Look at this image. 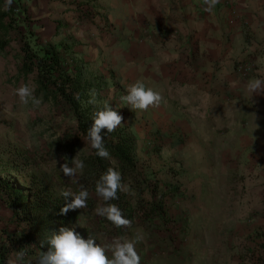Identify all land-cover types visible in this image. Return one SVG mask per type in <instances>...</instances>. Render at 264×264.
Instances as JSON below:
<instances>
[{
    "label": "rangeland",
    "instance_id": "1",
    "mask_svg": "<svg viewBox=\"0 0 264 264\" xmlns=\"http://www.w3.org/2000/svg\"><path fill=\"white\" fill-rule=\"evenodd\" d=\"M17 6L13 14L22 17L40 43L69 47L87 78L101 82L98 106L109 104L122 117L116 128L128 129L135 138L143 178L160 196L166 194V187L173 191L159 199L163 216L155 215L150 223L136 218L124 239L134 242L140 264H257L264 244V91L249 93L247 83L257 78L264 81V74L249 78L252 64H241V79H235L238 89L219 96L211 80V110L202 122L206 131L201 137L199 127H193L187 144L200 158L184 157L185 142H175L174 129L155 120L153 110L127 105L123 98L129 88L117 77L122 72L115 73L106 57L93 59L106 44L94 46L90 30L107 23L90 1L19 0ZM98 34L101 39L105 35L100 29ZM16 49L13 41L0 54V180H10L20 188L32 179L40 180L60 196L53 178L61 161L46 156L47 146L72 125L46 104L20 103L16 89L27 85L34 96L35 87L32 77H18ZM114 49L109 48L110 59ZM233 82L221 80L225 87ZM222 99L225 108L218 105ZM142 196L150 199L149 192ZM129 199L134 204L137 195L130 192ZM8 211L0 198V244L5 230L13 232L7 225ZM78 213V233L95 239L111 258L113 242L104 240L80 209ZM31 260L26 255L18 259L11 252L6 264Z\"/></svg>",
    "mask_w": 264,
    "mask_h": 264
},
{
    "label": "trees",
    "instance_id": "2",
    "mask_svg": "<svg viewBox=\"0 0 264 264\" xmlns=\"http://www.w3.org/2000/svg\"><path fill=\"white\" fill-rule=\"evenodd\" d=\"M18 2L11 0L10 5L6 6V0H0V54L13 41L17 42L15 59L18 62V77H32L34 97L40 103L56 109L72 125L47 146L46 156L61 161L53 178L55 186L61 191L60 196L40 180L32 179L24 188L17 187L10 180H0V198L10 212L7 225L13 228L12 233L3 232L5 239L0 244V264H6L11 252L31 256L28 264H39L42 252L48 250V238L58 228L67 226L78 232L79 209L70 210L63 216L59 214L66 203L63 193L86 189L89 195L80 210L91 219L104 240L114 242L124 241L135 226L136 218L150 223L155 215L163 216L159 199L173 191L166 187V194L160 196L151 188L149 180L143 178L137 166L135 138L124 127L115 128L111 133L102 130L104 147L109 155L106 158L96 155V150L90 147L87 140V130L94 114L100 110L101 82L87 78L69 47L40 43L24 25L22 17L13 14L19 8ZM93 95L94 102L89 103ZM73 159L82 160L84 168L77 170L74 176L67 177L63 175L60 165L71 167ZM110 168L120 173L125 190L118 189L116 199L105 202L96 195L95 186L101 175ZM130 192L137 195L134 204L129 199ZM145 192H149L148 201L143 199ZM105 203L116 205L129 223L116 227L104 217L96 215L94 209ZM257 264H264V244Z\"/></svg>",
    "mask_w": 264,
    "mask_h": 264
},
{
    "label": "crops",
    "instance_id": "3",
    "mask_svg": "<svg viewBox=\"0 0 264 264\" xmlns=\"http://www.w3.org/2000/svg\"><path fill=\"white\" fill-rule=\"evenodd\" d=\"M76 1H90L105 15L107 25L90 30L94 46L106 44L93 59L106 57L128 88L139 82L159 92L160 103L144 111L174 129L175 142H185L184 157L192 154V128L199 127L201 137L206 131L211 80L219 96L238 89L241 64H252L249 78L264 74V0H217L211 10L204 0ZM109 48H115L111 59ZM221 80L234 82L225 87ZM218 105L225 108V100Z\"/></svg>",
    "mask_w": 264,
    "mask_h": 264
},
{
    "label": "clouds",
    "instance_id": "4",
    "mask_svg": "<svg viewBox=\"0 0 264 264\" xmlns=\"http://www.w3.org/2000/svg\"><path fill=\"white\" fill-rule=\"evenodd\" d=\"M208 10L215 5L217 0H204ZM11 0H6V6L10 5ZM249 93H259L264 91V81L252 79L247 83ZM33 90L27 85L16 89V95L21 104H27L29 100L34 104H39ZM94 95L89 103L94 102ZM130 109L145 110L149 106H157L161 101L159 92L146 88L142 83H136L129 87L126 96L123 98ZM122 117L109 104L98 110L87 130V140L92 149L96 150V155L102 158L108 157L109 153L104 147V137L102 130L111 133L116 127L121 125ZM63 175L72 177L77 170L84 168L82 160L73 159V166L67 164L60 165ZM125 190L121 184L120 173L114 169H108L101 175L95 186L98 197H102L105 202L116 199L117 190ZM66 198L65 205L60 209V215H66L70 210L80 209L85 206L88 198V191L81 188L74 193H63ZM70 197V199H69ZM95 214L104 217L116 227L127 225L129 222L122 215L118 207L114 204L105 203L104 206L94 209ZM140 239L139 236L136 237ZM48 250L42 252L39 257V264H140V257L137 254L132 241L116 240L110 247L111 258L106 256V248L100 246L95 239L88 237L82 238L75 231V228L62 226L58 228L47 240ZM23 253L18 254V259L22 258Z\"/></svg>",
    "mask_w": 264,
    "mask_h": 264
}]
</instances>
